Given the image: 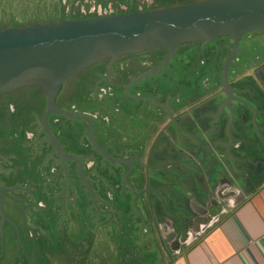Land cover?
Here are the masks:
<instances>
[{"label":"flooded vegetation","instance_id":"flooded-vegetation-1","mask_svg":"<svg viewBox=\"0 0 264 264\" xmlns=\"http://www.w3.org/2000/svg\"><path fill=\"white\" fill-rule=\"evenodd\" d=\"M134 2L0 0V31L95 17L98 6L101 15L122 14L161 9L171 0ZM213 42L178 45L159 72L133 84L161 66L170 49L97 60L64 80L51 106L39 84L0 92V240L7 243L6 253L18 237H43L40 226L50 218L62 220V210L75 221L79 216L112 219L115 204L125 200L121 190L133 192L130 179L146 167L148 143L153 148L185 144L186 125L215 120L195 112L211 106L221 89L226 106L234 105L233 81L253 73L254 63L264 64V29L248 33L237 45L231 37ZM183 149L175 151L184 156ZM171 151L172 145L166 149ZM165 180L160 188L164 200L169 191ZM27 245L24 251L31 248Z\"/></svg>","mask_w":264,"mask_h":264},{"label":"crops","instance_id":"crops-1","mask_svg":"<svg viewBox=\"0 0 264 264\" xmlns=\"http://www.w3.org/2000/svg\"><path fill=\"white\" fill-rule=\"evenodd\" d=\"M188 1L208 0L185 5ZM254 64L253 73L233 81L232 107L226 106L221 89L211 106L195 112L215 120L186 125L185 144L153 148L148 143L146 167L130 179L133 192L121 190L125 200L115 204L112 219L93 218L101 226L96 234L84 232L79 219L70 226H79V234L71 237L63 233L61 220L47 219L45 235L36 240L42 248L24 251L21 264H264V64ZM170 145L174 151L169 154ZM164 178L165 200L160 193ZM210 193L216 207L211 206L209 219L196 223L191 203L208 202L204 195ZM10 252L0 254V264H10Z\"/></svg>","mask_w":264,"mask_h":264},{"label":"water","instance_id":"water-1","mask_svg":"<svg viewBox=\"0 0 264 264\" xmlns=\"http://www.w3.org/2000/svg\"><path fill=\"white\" fill-rule=\"evenodd\" d=\"M262 29L264 0H208L103 15L98 6L95 17L0 31V92L39 84L47 91L51 106L62 82L97 60H116L125 54L159 47L170 49L161 66L133 84L159 72L178 45L207 44L222 36H231L237 45L243 34ZM224 70L226 73V67ZM247 173L251 179V170ZM137 180H142V174ZM204 197L208 202L191 203L196 223L209 219L211 206L216 207L212 193ZM174 244L177 246L179 241Z\"/></svg>","mask_w":264,"mask_h":264},{"label":"rangeland","instance_id":"rangeland-1","mask_svg":"<svg viewBox=\"0 0 264 264\" xmlns=\"http://www.w3.org/2000/svg\"><path fill=\"white\" fill-rule=\"evenodd\" d=\"M133 5L136 6V2H134ZM185 44H192V43H185ZM207 44H214V42H209ZM180 69L181 70H184L185 69V61H183V63L180 64ZM157 76H159V75L158 74H155L154 76H152V78H155ZM144 82H148V81L147 80H144ZM170 88H173V86L171 84H170ZM134 207H137V206L134 205ZM68 212H69V210H68ZM105 216H107V215H105ZM79 217L83 221L82 224H83V228L85 230L84 232H92V234H96L97 233V230L101 229V226H99V224L97 225L98 222H96L95 220H93V218H94L93 216H92V218H90V216H89L87 220L84 219L85 216H79ZM61 218H62V220H61V222H62L61 223V228L63 230V233H65V234L67 233L71 237H72V235H74V237H75V235L78 233L76 231L77 229H75V233L73 234V229L70 226L73 225V223H75L76 216H73L70 213H68L67 215H65L63 213V210H62V212H61ZM64 218L69 219L68 222H66L65 220H63ZM142 226H145L146 227V224L143 223ZM40 227H41V233H42V235H45V233H44L45 232V229L43 228V226H40ZM6 229H7V227H6ZM14 230H15L16 235H18V231H17L16 227H14ZM67 230H68V232H66ZM2 231L3 230H2L1 225H0V234H2ZM0 239H1V236H0ZM19 239H20L19 237L16 238L15 243H14L15 246L14 245H11V247H12L13 250L11 249L12 253L10 252L11 255H12V256H10L11 257L10 264H21V263H23V261H22V257L23 256L22 255H23V252H24V246H25V244L26 245L28 244L27 245L28 247L32 246V248H34V249L36 248L37 250H38L39 247L42 248L41 245H40V243L39 242L37 243V241L35 240V237H32V240L31 239H27V240L25 239V241L23 240V238L20 241H19ZM93 240H94V237L92 238V241ZM71 241H75V240H71ZM28 247H26V248H28ZM7 248H8L7 243H4V246H3L1 244V240H0V254H2L3 250H5L4 253H3L4 255L5 254H8V253H6Z\"/></svg>","mask_w":264,"mask_h":264},{"label":"trees","instance_id":"trees-1","mask_svg":"<svg viewBox=\"0 0 264 264\" xmlns=\"http://www.w3.org/2000/svg\"><path fill=\"white\" fill-rule=\"evenodd\" d=\"M185 2H187V0H182L181 2L178 3V5H180V6L185 5ZM188 3H189V1H188ZM189 4H191V3H189ZM124 13H126V12H123L122 14H124Z\"/></svg>","mask_w":264,"mask_h":264}]
</instances>
